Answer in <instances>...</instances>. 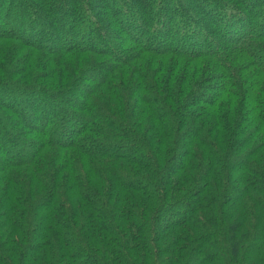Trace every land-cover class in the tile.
Masks as SVG:
<instances>
[{
	"label": "trees",
	"instance_id": "trees-1",
	"mask_svg": "<svg viewBox=\"0 0 264 264\" xmlns=\"http://www.w3.org/2000/svg\"><path fill=\"white\" fill-rule=\"evenodd\" d=\"M0 264H264V0H0Z\"/></svg>",
	"mask_w": 264,
	"mask_h": 264
},
{
	"label": "rangeland",
	"instance_id": "rangeland-1",
	"mask_svg": "<svg viewBox=\"0 0 264 264\" xmlns=\"http://www.w3.org/2000/svg\"><path fill=\"white\" fill-rule=\"evenodd\" d=\"M56 9H57V8H56ZM55 17H57V18H58L59 16H58V15H55ZM27 110H29V109H27ZM27 110H26V111H27ZM34 121H35V120H33V121H30V123H32V124H33V123H34ZM77 121H79V120H77ZM60 137H61V136H60ZM60 139H61V138H60ZM9 147H10V146H9ZM16 149H18V148L16 147Z\"/></svg>",
	"mask_w": 264,
	"mask_h": 264
}]
</instances>
